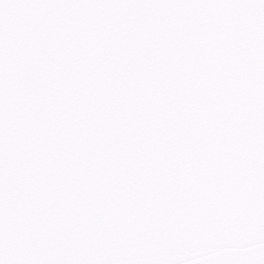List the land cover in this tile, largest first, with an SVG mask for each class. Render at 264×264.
<instances>
[{
	"label": "snow or ice",
	"instance_id": "6c2138e0",
	"mask_svg": "<svg viewBox=\"0 0 264 264\" xmlns=\"http://www.w3.org/2000/svg\"><path fill=\"white\" fill-rule=\"evenodd\" d=\"M0 264H264V0H0Z\"/></svg>",
	"mask_w": 264,
	"mask_h": 264
}]
</instances>
